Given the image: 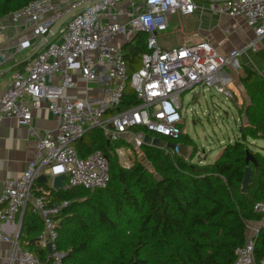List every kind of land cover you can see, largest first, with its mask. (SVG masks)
<instances>
[{"label": "built area", "instance_id": "2783aa9c", "mask_svg": "<svg viewBox=\"0 0 264 264\" xmlns=\"http://www.w3.org/2000/svg\"><path fill=\"white\" fill-rule=\"evenodd\" d=\"M195 9L194 0H33L10 14L8 23L0 21V37L24 22L26 36L22 35L14 46L16 53L31 50L33 41L40 42L35 57L11 76L9 87L0 95V123L15 120L37 136L30 125L33 110L41 102L56 123L54 130L37 136L35 158L17 179L5 181L0 193V223L20 222L30 206L43 222L39 245L45 249L50 244L51 254L40 261L23 250L11 260L19 264H61V255L54 251L57 217L68 203H52L50 189L34 190V186L39 176L48 181L65 176L69 188L92 191L106 186L109 176L105 155L95 151L80 157L75 148V142L88 130L99 129L107 143L126 142L128 146L115 148L113 155L121 168L129 169L131 147L139 149L144 135L161 136L175 145H179L175 141L181 136H187L180 113L183 93L197 88L203 93L206 87L232 100V92L218 74L234 65L240 49L221 55L203 39L169 49L159 42L168 36L170 28L185 39L182 18ZM208 10L217 16L242 18L256 39L264 37V0H210ZM72 11L51 36L54 25ZM138 33L147 36L146 52L141 55L140 68L128 77L122 45ZM117 38L122 39L119 44ZM249 47L256 50L254 43ZM79 83L84 85L80 87ZM92 84L105 86L106 91L92 94L88 90ZM126 86L138 104L120 111ZM70 90L84 96L70 97ZM253 210L262 219L254 224L255 230L245 244L235 249L234 264H264V258L255 261L253 255L254 238L264 229V201L255 203Z\"/></svg>", "mask_w": 264, "mask_h": 264}, {"label": "trees", "instance_id": "16d2710c", "mask_svg": "<svg viewBox=\"0 0 264 264\" xmlns=\"http://www.w3.org/2000/svg\"><path fill=\"white\" fill-rule=\"evenodd\" d=\"M31 1L0 0V21ZM146 38L138 33L122 45L128 77L140 68ZM242 70L240 84L248 102L235 108L239 137L211 164L193 162L195 152L186 158L142 144L131 149L142 154L146 165L131 161L130 168L123 169L113 150L128 146L126 142L107 143L99 129L88 130L75 142L80 157L95 151L105 155L109 180L102 189L50 192L52 203H68L57 217L54 251L61 255V264H234V251L245 244L247 227L262 219L253 206L264 201V157L247 146L248 140L264 143V77L246 67ZM137 104L126 86L119 110ZM135 132L147 134L143 129ZM175 143L196 151L187 136ZM245 152L253 155L257 166L243 194ZM21 227L24 248L46 261L48 253L39 246L43 222L30 206ZM253 255L255 261L264 258V229L254 238Z\"/></svg>", "mask_w": 264, "mask_h": 264}, {"label": "crops", "instance_id": "0c3cea01", "mask_svg": "<svg viewBox=\"0 0 264 264\" xmlns=\"http://www.w3.org/2000/svg\"><path fill=\"white\" fill-rule=\"evenodd\" d=\"M194 1L196 5L194 13L182 18L185 39L174 34L173 28H170L171 34L162 38L161 45L163 48L169 49L183 42H196L203 39L221 55H226L233 49H240L242 52L234 65L223 68L218 74L221 83L232 92V105L237 108L248 102L246 93L240 84V78L243 75L242 67L249 68L264 77V37L256 39L253 29L249 28L242 18L211 14L208 10L210 0ZM1 21L8 23L9 19L6 17ZM174 21L177 22V19ZM24 26V22L21 21L18 26L11 27L5 36L0 37V95L9 87L11 76L24 68L16 70V67L20 64L25 66L30 61L25 62L27 58L40 49V42L33 41L31 50L15 52L14 46L22 35L26 36ZM171 35H178V38L172 42L167 41L166 44L164 39ZM121 41V38L115 40L117 44ZM250 43L256 45V50L249 47ZM21 54L23 56L18 59L17 57ZM10 67L15 68L6 73L5 71ZM79 85L82 87L84 84L79 83ZM88 90L92 94H97L106 91V87L92 84L88 86ZM67 94L70 97L84 96L80 91L72 90ZM195 96L197 97V95ZM30 128L37 136L42 135L44 131H52L56 128V123L47 111L45 102H41L33 110ZM37 136L32 135L28 128L19 126L15 120L5 119L0 123V193L3 183L7 180L17 179L25 170L27 163L35 158ZM50 186L51 181H48L47 185L36 183L34 190L50 189ZM250 226L254 228V225ZM250 234L251 229L249 228L247 235ZM19 237H23L21 221L0 223V264H19L17 261L11 260L13 255L26 250L25 243L23 240L20 241ZM5 239L9 241L5 242Z\"/></svg>", "mask_w": 264, "mask_h": 264}, {"label": "rangeland", "instance_id": "374dc122", "mask_svg": "<svg viewBox=\"0 0 264 264\" xmlns=\"http://www.w3.org/2000/svg\"><path fill=\"white\" fill-rule=\"evenodd\" d=\"M169 34L171 33H166V35ZM175 38H178V35H171L165 38L164 42L167 44V41L172 42ZM159 42L162 44L161 40ZM22 56L23 54L17 58ZM196 93H199L198 97L195 96ZM181 101L182 127L185 128V134L196 147V151L191 146L186 147L187 155L185 157L187 158L195 152L193 162L201 160V163L211 164L225 145L234 143L239 137L237 129L240 124L239 117L232 105V100L225 99L212 88L207 89L205 87L203 93L200 88H197L196 91L183 93ZM247 143L252 152L260 153L264 157L262 140H248ZM130 161H139L145 164L142 154L138 152L132 153ZM254 230L255 227L251 228L250 235L253 234Z\"/></svg>", "mask_w": 264, "mask_h": 264}, {"label": "water", "instance_id": "95a60500", "mask_svg": "<svg viewBox=\"0 0 264 264\" xmlns=\"http://www.w3.org/2000/svg\"><path fill=\"white\" fill-rule=\"evenodd\" d=\"M227 0H215L216 3H222V2H226ZM74 12H70L67 16H65L63 19H61L60 21H58L54 27L51 29L50 31V35L54 36L58 29L62 26V24L65 22V20ZM131 40H129L130 42ZM37 51H35L34 53H32L25 62L31 60L35 55H36ZM13 68L15 67H10L8 68L5 72L8 73L10 72ZM143 144L145 145H149L151 147L154 148H158V149H165L167 151H170L172 154L177 153L178 155H181L183 157H185L186 154V147L182 144L179 145H175L173 143H169V142H164L162 141L160 138L154 137L152 138L149 135H144L143 136ZM245 164L246 167L243 171V178L241 180L240 183V191L241 193H246L247 189L249 188V186L252 183V169H255L257 166V163L255 161V158L253 157V155L249 152H245ZM249 164H251L252 167L249 166ZM66 177L65 176H57L54 177L51 180V186L49 187L51 191L58 193L59 191H66L69 189V187L66 185ZM47 178L44 176H39L36 179V183H42L47 185ZM45 250L48 254H51V249H50V244H47L45 247Z\"/></svg>", "mask_w": 264, "mask_h": 264}, {"label": "bare ground", "instance_id": "6f19581e", "mask_svg": "<svg viewBox=\"0 0 264 264\" xmlns=\"http://www.w3.org/2000/svg\"><path fill=\"white\" fill-rule=\"evenodd\" d=\"M140 149V148H139Z\"/></svg>", "mask_w": 264, "mask_h": 264}]
</instances>
